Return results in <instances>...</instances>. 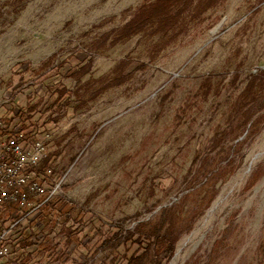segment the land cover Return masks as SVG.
Listing matches in <instances>:
<instances>
[{
    "label": "rangeland",
    "instance_id": "1",
    "mask_svg": "<svg viewBox=\"0 0 264 264\" xmlns=\"http://www.w3.org/2000/svg\"><path fill=\"white\" fill-rule=\"evenodd\" d=\"M151 1L0 0V119L41 101L28 132L37 129L39 138L52 133V179L61 182L60 198L87 217L133 230L172 205H184L185 221L204 211L169 264H207L213 252L214 264H260L264 111L247 130L231 117L249 76L264 70V0H226L157 56L141 36L96 48ZM88 59L86 74L66 76L67 68L75 71ZM122 61L132 77L113 84ZM64 62L70 65L57 71ZM62 87L72 102L58 111L67 98L58 100L55 91ZM223 133L226 140L215 147ZM223 174L206 207L213 191L206 180ZM99 226L77 234L66 252L59 230L54 242L60 252L34 256L29 264L108 263L110 251L88 253ZM0 263L24 262L12 253Z\"/></svg>",
    "mask_w": 264,
    "mask_h": 264
},
{
    "label": "trees",
    "instance_id": "2",
    "mask_svg": "<svg viewBox=\"0 0 264 264\" xmlns=\"http://www.w3.org/2000/svg\"><path fill=\"white\" fill-rule=\"evenodd\" d=\"M225 1L152 0L138 7L131 19L120 29L100 38L96 43V48L106 47L107 44L117 45L133 37L141 36L152 41L150 49L154 56H157L168 45L185 34L192 23L202 21L206 13L217 8ZM111 36L113 37L111 38ZM91 63V59L84 60L77 65V69L74 71V67L67 68L66 66L70 64L64 62L57 68V71L66 67V76L81 77L86 74V68ZM128 66L129 63L126 61L119 63L115 69L116 75L112 80L113 84H121L132 77V73L125 74ZM143 67L144 65H141V68ZM238 77L236 75L234 80L236 81ZM204 87H206V93L211 91L212 87L209 86V83H206ZM263 91L264 70H261L258 74L249 76L236 101L234 113L231 117L232 123H239L243 130H247L248 126L253 127L257 124V120L264 111ZM55 92L59 95L58 100L65 95L67 96L63 104L57 107L58 111L67 108L72 102V96L69 94L68 89L62 87L56 89ZM58 100L54 104L59 102ZM39 105H41V101L34 105H28L26 109H15L8 112L5 117L0 119V138L9 134V129L12 126L23 131H28L31 126L34 127L38 120L35 117L41 112L38 109ZM53 106L52 104L49 108ZM227 135V133H223L217 136L213 140L214 146H220L226 140ZM241 143L238 142V145ZM53 161L54 158L48 155V158L35 172V179L47 188L54 185L52 177H45L49 169H52V173L55 174ZM257 174L258 172L254 173V178ZM226 175L223 174L206 180L205 185L211 186L213 190L208 197L206 207L210 206L215 200L218 194L217 186L225 181ZM252 185L253 183L250 186ZM17 212V206L8 204L0 210V222L9 227L16 221L17 218L14 215ZM183 213V204L172 205L164 208L154 221L139 223L133 230H127L123 224L114 225L102 217H87L86 213L82 209L79 210L75 203L65 198H57L46 203L31 220L27 221V225L19 224L12 231V253L17 255V259L22 257L23 264H29L34 256L58 254L61 245L54 242V235L59 230L64 233L66 239L64 247L66 252L73 243L78 241L77 234L84 233L88 228V231L92 230L98 222L100 224V237L98 239L94 237L88 239V243H93L88 250L89 254L94 253L90 258L101 252L110 251L109 262L106 264H169L175 254L177 243L185 234L192 231L200 216L185 221L182 217ZM107 226L109 228L108 232L102 233ZM112 230L113 233L110 234ZM86 236H89L88 233L84 235V239ZM214 261L215 252L210 255L207 264H214ZM260 264H264V259Z\"/></svg>",
    "mask_w": 264,
    "mask_h": 264
},
{
    "label": "built area",
    "instance_id": "3",
    "mask_svg": "<svg viewBox=\"0 0 264 264\" xmlns=\"http://www.w3.org/2000/svg\"><path fill=\"white\" fill-rule=\"evenodd\" d=\"M51 139L52 133L39 138L37 129L28 132L14 126L0 139V210L8 204L18 210L16 221L9 227L0 222V260L12 256V231L31 220L46 203L61 197V182L54 181L47 188L35 179V172L48 158L47 144ZM52 174L49 169L45 177Z\"/></svg>",
    "mask_w": 264,
    "mask_h": 264
},
{
    "label": "bare ground",
    "instance_id": "4",
    "mask_svg": "<svg viewBox=\"0 0 264 264\" xmlns=\"http://www.w3.org/2000/svg\"><path fill=\"white\" fill-rule=\"evenodd\" d=\"M175 262H173L172 264H174Z\"/></svg>",
    "mask_w": 264,
    "mask_h": 264
}]
</instances>
